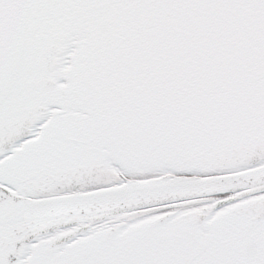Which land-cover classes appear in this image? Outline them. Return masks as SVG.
<instances>
[{
  "label": "snow or ice",
  "instance_id": "1",
  "mask_svg": "<svg viewBox=\"0 0 264 264\" xmlns=\"http://www.w3.org/2000/svg\"><path fill=\"white\" fill-rule=\"evenodd\" d=\"M0 264H264V0H0Z\"/></svg>",
  "mask_w": 264,
  "mask_h": 264
}]
</instances>
